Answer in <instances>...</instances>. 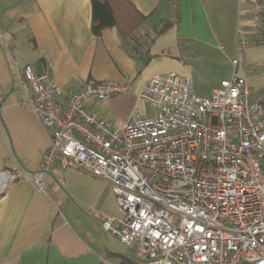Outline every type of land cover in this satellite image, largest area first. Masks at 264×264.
Wrapping results in <instances>:
<instances>
[{
	"label": "built area",
	"instance_id": "1",
	"mask_svg": "<svg viewBox=\"0 0 264 264\" xmlns=\"http://www.w3.org/2000/svg\"><path fill=\"white\" fill-rule=\"evenodd\" d=\"M243 1L251 24L238 28L231 78L198 97L190 78L156 75L139 94L156 113L136 117V105L119 129L88 103L128 86L89 81L71 91L32 65L13 66L52 140L41 167L15 163L13 179L45 194L64 158L108 181L121 215L101 227L134 250L133 264H264V90L248 83L243 54L252 35L264 42V0Z\"/></svg>",
	"mask_w": 264,
	"mask_h": 264
},
{
	"label": "crops",
	"instance_id": "2",
	"mask_svg": "<svg viewBox=\"0 0 264 264\" xmlns=\"http://www.w3.org/2000/svg\"><path fill=\"white\" fill-rule=\"evenodd\" d=\"M130 1L147 20L124 40L116 28L93 34L91 0H0V264H124V257L134 256L101 227L121 215L108 181L64 158L45 194L13 179L15 163L38 170L52 142L28 108L13 66L32 65L71 91L89 81L128 86L126 94L88 103L119 129L139 105L142 88L160 75L145 72L151 65L171 50H189V59L213 57L236 42L237 51L238 28L248 21L243 0ZM167 36L171 41L162 40ZM232 72L231 61L230 71L202 95L210 96Z\"/></svg>",
	"mask_w": 264,
	"mask_h": 264
},
{
	"label": "rangeland",
	"instance_id": "3",
	"mask_svg": "<svg viewBox=\"0 0 264 264\" xmlns=\"http://www.w3.org/2000/svg\"><path fill=\"white\" fill-rule=\"evenodd\" d=\"M247 20L251 24V17H248ZM251 27H253V24ZM257 37H260V35H252V43L243 50V54L248 83L256 90H264V42L257 40ZM166 39L171 41L169 36L162 40ZM188 52L189 50L186 49L182 53L177 52V50H171L167 58L157 61L145 72L152 73L151 76L155 74L166 76L170 73H176L190 78L195 94L198 97H204L202 94L207 93L213 85L220 81L223 75L230 71L231 61L237 56L236 42L233 49L224 46L221 49V53L214 54L213 57H204L199 54V56L189 59ZM195 59L197 60L196 64L194 62ZM139 108L140 114L144 116L156 113L151 105L143 102H139Z\"/></svg>",
	"mask_w": 264,
	"mask_h": 264
},
{
	"label": "trees",
	"instance_id": "4",
	"mask_svg": "<svg viewBox=\"0 0 264 264\" xmlns=\"http://www.w3.org/2000/svg\"><path fill=\"white\" fill-rule=\"evenodd\" d=\"M91 3L92 32L96 36L101 35L106 29L116 28L122 39L129 40L147 20V16L142 14L130 0H91ZM169 24L170 22H167L165 27ZM135 262V256L124 257V264Z\"/></svg>",
	"mask_w": 264,
	"mask_h": 264
}]
</instances>
